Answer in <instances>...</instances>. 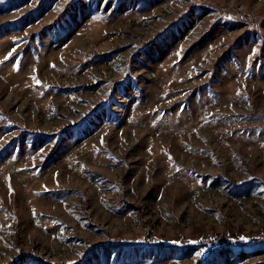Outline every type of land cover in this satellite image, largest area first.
<instances>
[{"label":"rangeland","instance_id":"1","mask_svg":"<svg viewBox=\"0 0 264 264\" xmlns=\"http://www.w3.org/2000/svg\"><path fill=\"white\" fill-rule=\"evenodd\" d=\"M0 264H264V0H0Z\"/></svg>","mask_w":264,"mask_h":264},{"label":"trees","instance_id":"2","mask_svg":"<svg viewBox=\"0 0 264 264\" xmlns=\"http://www.w3.org/2000/svg\"><path fill=\"white\" fill-rule=\"evenodd\" d=\"M259 239V238H258ZM261 239V238H260ZM238 245V243H236V242H234L233 240H228L227 238H222V239H220V243H219V245L220 246H225V247H229V248H231V247H235V245ZM238 253H240V252H238ZM245 253V252H244ZM241 254V253H240ZM23 255H21L20 257H22Z\"/></svg>","mask_w":264,"mask_h":264},{"label":"snow or ice","instance_id":"3","mask_svg":"<svg viewBox=\"0 0 264 264\" xmlns=\"http://www.w3.org/2000/svg\"><path fill=\"white\" fill-rule=\"evenodd\" d=\"M37 83H40L39 81H37Z\"/></svg>","mask_w":264,"mask_h":264}]
</instances>
